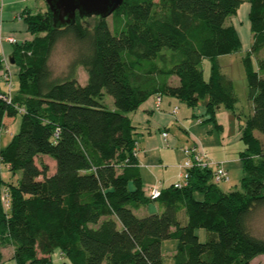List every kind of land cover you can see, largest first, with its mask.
Listing matches in <instances>:
<instances>
[{
  "label": "trees",
  "instance_id": "obj_1",
  "mask_svg": "<svg viewBox=\"0 0 264 264\" xmlns=\"http://www.w3.org/2000/svg\"><path fill=\"white\" fill-rule=\"evenodd\" d=\"M245 0H124L107 18L80 17L55 26L48 8L22 13L31 41L14 44L18 88L0 90V133L22 118L20 131L0 151L16 184L0 178V264L13 248L17 264H164L162 244L176 239L174 264H253L264 237L251 220L264 209V0H249L253 43L243 58L253 112L241 128L243 176L225 192L211 168L191 169L152 198L136 155L138 127L129 116L152 95L204 104L208 121L239 103L219 57L242 48L230 22ZM77 44L69 71L53 76L49 60L65 37ZM253 56L257 59L254 64ZM210 59L209 79L204 60ZM88 79L82 84L78 68ZM4 64L0 59V71ZM5 72V71H4ZM178 83H173L174 79ZM108 93L115 108L104 101ZM11 98V99H9ZM167 131V130H166ZM49 155L56 170L39 160ZM203 193L198 200L195 193ZM158 202L161 212L140 214ZM207 231L202 242L197 233Z\"/></svg>",
  "mask_w": 264,
  "mask_h": 264
},
{
  "label": "rangeland",
  "instance_id": "obj_2",
  "mask_svg": "<svg viewBox=\"0 0 264 264\" xmlns=\"http://www.w3.org/2000/svg\"><path fill=\"white\" fill-rule=\"evenodd\" d=\"M37 2L38 5H40L38 10H45L48 8V4L46 0H37ZM243 3H242L243 6H241V8L238 9L237 13L230 18V22L232 23L234 20L239 28V33L241 34L243 41L242 48L237 53L222 55L219 58L223 73L226 74L230 79H232L236 92L239 96V103L237 104L234 110L222 106L221 109H218L217 111L221 115L222 113L224 114V116H220V119L222 117L221 119L222 122L225 121L223 123L224 125H226V128L229 129L228 132L229 135H226V137L231 136L232 131L235 132V130L238 127V123L241 126L244 125L245 118L248 114L247 112H249V108L252 106L251 104L252 102L250 101L249 98V86H248L246 71L243 63V58L248 54L249 51L247 49L248 42L252 40V34H251L252 32L250 28V16H249L250 2L249 0H246ZM90 21L92 24H95L97 19L95 17H91ZM107 21L111 29H113V15L109 16L107 18ZM76 48H77V44L75 43L74 39L70 36L62 38L56 44L49 60V65L54 77L63 78L66 76V74L69 71L70 64L75 57ZM253 61L254 64L257 65V59L255 56H253ZM205 67L208 76V78L206 79H209L210 76L209 72H211V65L209 60H206V64H204V69ZM1 74L4 75L3 69L1 70ZM78 74L81 78V82L86 83L88 79V73L83 66H79ZM176 79L177 78H175L173 81L174 84L178 83L176 82ZM7 84H8L7 89L9 88L11 89V87L13 86L18 87V78L14 77V80L8 81ZM104 101L110 108L114 107L115 105L113 96H111L108 93L105 94ZM184 107H187L188 109L190 108L189 106H187V104ZM180 108L181 110H179V115L181 116L182 114H185V112H183L182 106H180ZM195 110H197L195 111L196 114L195 116L192 114L189 115L188 119H184L185 121H183L182 123L180 124L177 123L174 127L172 126L171 133L168 131L169 135L171 134V136H176L177 138H180V141H178L179 144L176 147L171 148L172 151L174 152L171 153L170 155L171 161L176 159L179 156V154L181 155L180 152L182 150V147L193 146L196 143H198L202 147L206 146L213 153H217L218 155L216 154V156H219L218 158L221 157L219 155L218 150H216V147L221 145V142L223 141L221 138L223 137L222 134L224 132H218L216 124L214 122H209L207 120L208 115L206 114L204 106H199ZM243 110L245 113L240 117L237 116L240 115L241 111ZM199 118L201 120L205 119L204 121L206 122L205 123L201 122ZM21 123H22V118L20 115H18L15 122L9 128L2 129V132L0 133V151L3 148L7 147V145L12 141L13 136L20 131ZM189 127L192 129V132L189 130ZM258 134L263 139L264 142V135L261 133ZM219 135L221 138H219ZM231 142L232 143L230 144L231 146H229L230 149L228 153L234 154V157L237 159L230 161L231 163H227L228 166L230 167V175L228 181H222L218 184L219 188L225 192H229L239 187L241 178L243 176V162L239 156V153L241 152V150L245 149V143L241 139L236 141L233 140ZM157 153H159V151H157ZM155 156L156 159L160 162L159 154H156ZM222 157L225 156L222 155ZM39 160L45 161L49 164L50 166L49 174L55 172L56 162L52 157H50L49 155H43L37 158V161ZM175 161L178 162V160ZM169 167L173 168V165H169ZM158 171H160L161 175H164V173H162V170H158ZM20 176L21 173H17L14 175L7 165L0 162V178H2L4 182L16 184ZM171 182L173 181H168L166 184L170 185ZM195 197L198 200H202L204 198V195L203 193L196 192ZM137 212H139L140 214L143 213L151 214V213L161 212V206L158 202H150L146 205H143L142 208ZM251 231L256 236L264 237V209L259 210L255 214L254 218L251 220ZM197 233L202 242L207 240V231L205 228L198 229ZM177 246H178V241L176 239H165L163 241L162 248L164 255V264L175 263L174 254L176 252ZM61 255L62 254L59 250L55 251L52 254V259L55 264H64V259ZM259 259H262L260 260L261 261L260 263H258ZM255 260H256L254 262L255 264H264V255H259V257L256 258Z\"/></svg>",
  "mask_w": 264,
  "mask_h": 264
},
{
  "label": "crops",
  "instance_id": "obj_3",
  "mask_svg": "<svg viewBox=\"0 0 264 264\" xmlns=\"http://www.w3.org/2000/svg\"><path fill=\"white\" fill-rule=\"evenodd\" d=\"M243 4L241 6H243ZM39 7L40 5H38L37 0H0V40H2V42H0V59L4 64V71H5L4 75H2L0 71L1 91L7 92L10 90L11 94H13L18 88L17 86H13L11 87V89L10 88L7 89L8 86L7 82L11 80L13 81L14 77L18 78L19 66L16 63H13L11 60L13 57V52L15 50V45L6 41L5 37H7L8 35H14L21 42L33 40L35 35L29 31L27 23L25 22L24 18H20L22 16L19 17V15H22V13L34 14L46 10V9L38 10ZM250 10H251V4H250ZM232 24L235 25V27L239 32V28L234 20ZM250 28H251V23H250ZM251 34H252V40L248 42V48H247L249 50L248 53L250 52L253 43V33ZM206 60H209L211 65L210 59H205L204 64H206ZM204 76L205 78H208L206 67L204 69ZM78 78L79 81L81 82L80 76ZM177 81L178 79H176V82ZM81 83L85 84L83 82ZM181 104H183L184 106L186 105L184 101L178 99L177 97L175 98L173 96L155 94L152 95L150 98H148L139 107L138 110L129 113L130 118L138 127L136 155L139 161V166L141 168V173H142V179L145 186H153L158 184L161 187L165 188L172 185L174 182L179 181V175L181 172L180 164L181 161H183L185 158V155L183 154L184 152H182L181 150L180 152L181 155L179 154V156L173 161H171L170 155L171 153H174L171 148L176 147L179 144L178 141H180V138H177L176 136H171L170 134L167 140L163 137L162 132L164 130H167L171 133L172 126L174 127L177 123L179 124L182 123L183 121H185L184 119H188V116L191 114L195 116L196 115L195 111H197L195 109L198 108L199 106H204V104L201 103L197 107L189 106L190 108L188 109L187 107H184ZM180 106H182V110L183 112H185V114H182L181 116L179 115V110H181ZM176 107L178 108L177 112H174ZM112 108H115V105ZM252 112H253V104L249 108V112H247L248 113L247 115H250ZM244 113L245 112L243 110L241 111V114L237 116L240 117ZM220 116H224V114L222 113L221 115L217 112L216 120L209 122H214L216 124L218 132H224L222 134L223 135L222 138L219 135V138L223 140L222 142L220 140L221 145L216 147V150H218L219 155L221 157L218 158L219 156H216L217 153L211 152L209 148H207L206 146L204 147H202L201 145L200 146L205 151L213 167H215L216 163H221L225 168L227 166L228 169L227 168L226 169L228 170L230 175V167L228 166L227 163H231L230 161L236 160L237 158L234 157V154L228 153L230 149L229 146H231L230 145L232 143L231 141L233 140L236 141L242 138L241 128L243 126H241L238 123V127L235 130V132L232 131L231 136L226 137V135H229L228 133L229 129L226 128V125H224L223 123L225 121L222 122L221 120L222 117L220 119ZM204 120L200 119L201 122L205 123L206 121ZM189 130L192 132V129L190 127ZM157 151H159V153H157ZM242 151L243 150H241V152ZM241 152L239 153L240 158H241ZM156 154H159L160 162L156 159L155 156ZM222 155L225 157H222ZM175 160H178V162H176ZM169 165H173V168L169 167ZM158 170H162V173H164V175H161L160 171ZM168 181H173V182H171L170 185H167L166 183ZM13 253L14 250L11 247L4 249V264H17L16 261L13 259ZM61 256L63 257V255ZM258 257L259 256H257L256 258ZM255 259L252 261L253 264H255L254 263L256 261ZM262 259H259L258 263H260L261 262L260 260Z\"/></svg>",
  "mask_w": 264,
  "mask_h": 264
},
{
  "label": "water",
  "instance_id": "obj_4",
  "mask_svg": "<svg viewBox=\"0 0 264 264\" xmlns=\"http://www.w3.org/2000/svg\"><path fill=\"white\" fill-rule=\"evenodd\" d=\"M53 14L55 26H66L76 22L80 17L100 16L108 18L123 3L124 0H46ZM12 62L15 63L14 57Z\"/></svg>",
  "mask_w": 264,
  "mask_h": 264
},
{
  "label": "built area",
  "instance_id": "obj_5",
  "mask_svg": "<svg viewBox=\"0 0 264 264\" xmlns=\"http://www.w3.org/2000/svg\"><path fill=\"white\" fill-rule=\"evenodd\" d=\"M21 15H19L20 17ZM22 18V17H20ZM5 40L12 43V44H17L21 43L14 35H8L5 37ZM2 42V40H0ZM11 99V98H9ZM177 107L174 110V112H177ZM162 135L165 139L168 140L169 132L164 130L162 132ZM182 150L184 152L185 158L180 164V179L175 183V187L177 188H182L185 186L191 175V169L195 167L199 168H211L214 172V181L216 183H220L222 181H228L229 179V172L228 170L223 166L221 163H216L215 167H213L212 163L209 161L205 151L202 149V147L199 144H195L193 146H186L182 147ZM1 157H0V162H1ZM148 194L152 198H157L161 195V186L160 185H153L148 188Z\"/></svg>",
  "mask_w": 264,
  "mask_h": 264
}]
</instances>
